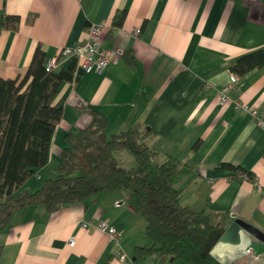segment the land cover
<instances>
[{
    "label": "crops",
    "instance_id": "1",
    "mask_svg": "<svg viewBox=\"0 0 264 264\" xmlns=\"http://www.w3.org/2000/svg\"><path fill=\"white\" fill-rule=\"evenodd\" d=\"M116 8H125L124 17L103 44L125 55L60 84L53 101L61 116L46 162L21 187L34 190L52 176L63 134L87 122L84 102L107 118V134L138 123L148 130L145 142L155 160L179 159L173 178L179 201L213 214L223 225L221 234L234 218L264 233V126L240 106L255 109L264 120V64L237 77L238 91L228 92L223 106L218 102L229 66L264 46V0H0V17L18 16L15 29L0 26V76H21L37 44L49 57L58 46L79 43L90 22L109 25ZM72 59L59 57L54 71ZM113 155L123 165L131 162L120 149ZM222 163L250 171L254 180ZM124 197L121 190L100 191L50 211L39 205L15 211L0 228V264H120L113 243L97 228L102 219L117 229L130 260L188 264L168 254L135 256L134 247L149 239L142 217ZM82 221L90 226L81 227ZM239 236V241L228 236L214 250L215 258L221 264H264V242L245 230Z\"/></svg>",
    "mask_w": 264,
    "mask_h": 264
},
{
    "label": "trees",
    "instance_id": "2",
    "mask_svg": "<svg viewBox=\"0 0 264 264\" xmlns=\"http://www.w3.org/2000/svg\"><path fill=\"white\" fill-rule=\"evenodd\" d=\"M124 13L125 8H116L103 39L111 28L120 26ZM32 20L33 16L27 18ZM17 25V15H1L2 28L15 29ZM45 58L37 44L21 76H0V228L7 227L11 215L25 206L39 205L50 211L84 202L100 191L121 190L125 202L142 217L149 239V243L134 247L135 256L168 254L188 264H221L210 250L223 225L213 214L179 201L180 190L173 178L180 160L169 156L155 160L154 151L145 142L148 130L138 123L107 134V118L84 107V102L80 107L87 111V122L63 134L64 146L53 175L42 178L34 190L21 187L35 168L46 162L50 137L61 116L60 105L53 101L60 84L75 80L82 71L75 58L58 71L45 70ZM263 64L264 46L237 57L229 70L239 77ZM114 149L127 150L131 162L121 164ZM220 165L244 171L230 163ZM245 173L254 180L250 171Z\"/></svg>",
    "mask_w": 264,
    "mask_h": 264
},
{
    "label": "built area",
    "instance_id": "3",
    "mask_svg": "<svg viewBox=\"0 0 264 264\" xmlns=\"http://www.w3.org/2000/svg\"><path fill=\"white\" fill-rule=\"evenodd\" d=\"M107 27H110V24L106 22H90L85 30V37L79 43L72 46H58L56 52L53 56L45 58L44 69L45 70H54L56 67L58 58L66 55L76 60V66L79 67L82 71H89L91 69L101 70L109 63H115L121 53L113 51L111 48L103 44V34ZM139 31V28L136 27L133 29V33L136 34ZM239 88L237 77L233 74H230L228 77V82L221 86L219 89V98L218 102L221 106L224 105L228 99V92H237ZM239 105V104H236ZM241 107L248 110L250 117L255 123L259 126H264V120L260 118L259 113L253 109L248 108L246 104H240ZM80 226L87 228L90 226L89 222L82 221ZM97 228L103 231L114 245L113 257H115L120 264H140L134 260H130L128 256L123 252L118 238H117V229L111 225L106 219H102L97 223ZM73 237L70 236L67 239V244H73Z\"/></svg>",
    "mask_w": 264,
    "mask_h": 264
},
{
    "label": "water",
    "instance_id": "4",
    "mask_svg": "<svg viewBox=\"0 0 264 264\" xmlns=\"http://www.w3.org/2000/svg\"><path fill=\"white\" fill-rule=\"evenodd\" d=\"M243 230L248 231L249 233L256 236L258 239L264 242V233L259 230L258 228L254 227L253 225L239 219L234 218L227 226V228L224 230V232L221 234V236L217 239L213 247L211 248L210 252L213 254L214 250L224 242H227L229 239L228 236L232 235L236 241L240 240V232ZM134 260V258L132 259Z\"/></svg>",
    "mask_w": 264,
    "mask_h": 264
},
{
    "label": "rangeland",
    "instance_id": "5",
    "mask_svg": "<svg viewBox=\"0 0 264 264\" xmlns=\"http://www.w3.org/2000/svg\"><path fill=\"white\" fill-rule=\"evenodd\" d=\"M122 152H126V154H128L129 156H131L130 155V153L127 151V150H125V149H120ZM124 161V160H123ZM54 162V159H53V161H52V163ZM54 173V172H53ZM34 175V174H33ZM53 175V174H52Z\"/></svg>",
    "mask_w": 264,
    "mask_h": 264
}]
</instances>
